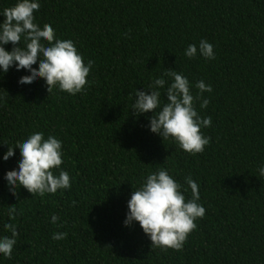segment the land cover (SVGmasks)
<instances>
[{
    "label": "trees",
    "instance_id": "1",
    "mask_svg": "<svg viewBox=\"0 0 264 264\" xmlns=\"http://www.w3.org/2000/svg\"><path fill=\"white\" fill-rule=\"evenodd\" d=\"M14 3L0 0V10ZM40 3L36 22L74 40L85 63H94L76 95L49 94L43 79L22 86L24 70L0 75V143L14 146L35 131L55 135L72 177L71 189L56 194L33 196L21 187L12 196L4 176L20 150L4 162L8 145H0V235H10L8 222L20 232L12 258L0 255V264H264V177L256 176L264 163V0ZM201 39L214 45V60L184 55ZM169 68L188 77L193 94L198 80L212 85L203 94L207 108L197 102L200 115L212 118L201 129L211 138L202 153L163 140L146 127L151 112L137 117L130 108L135 89ZM162 167L185 188L191 175L206 209L179 251L151 247L138 222L123 225L134 187ZM12 206L14 221L6 213ZM54 232L67 237L55 241Z\"/></svg>",
    "mask_w": 264,
    "mask_h": 264
},
{
    "label": "clouds",
    "instance_id": "2",
    "mask_svg": "<svg viewBox=\"0 0 264 264\" xmlns=\"http://www.w3.org/2000/svg\"><path fill=\"white\" fill-rule=\"evenodd\" d=\"M40 0H15V3L0 10V75L14 68L24 70L27 74L18 80L20 85H32L43 79L50 94L54 90L67 92L70 95L82 93L89 84L88 76L93 61L85 63L76 42L57 36L51 24L41 26L36 22L35 12L40 10ZM128 33L125 36L128 37ZM23 41V43H21ZM11 43V50L6 45ZM189 59L203 57L214 60V45L207 39L197 44H189L184 50ZM38 64V68L33 67ZM193 85L187 76L169 68L160 77L151 81L144 90L135 89L131 109L135 116L147 114L149 131L171 139L183 151L196 155L202 153L210 143V137L204 135L203 128L211 127V116L202 117L197 109L207 108L210 99L204 93L213 91L212 85L203 79L196 81L194 87L198 92L193 94ZM163 90V92H162ZM165 96L166 100L161 97ZM7 150L2 159L7 162L15 157V149L20 150L17 167L7 171L4 180L9 193L18 196L23 187L33 196L44 197L58 191L71 189L72 177L61 167L63 164V141L49 134L45 138L42 131L32 132L15 145L7 142ZM258 177H264V163L257 169ZM185 188L167 168H159L142 177L138 187H134L127 201V212L123 225L132 227L137 222L151 241V247L182 250L188 235L197 227L195 221L206 214L200 203L198 183L191 177H185ZM190 188L191 197L185 193ZM76 202L74 201L73 204ZM14 205V204H13ZM10 221L19 214L15 206L6 209ZM60 217L51 216V223L56 224ZM15 223H5L4 230L10 235H0V255L11 259L20 232ZM67 232H54L52 239L63 240Z\"/></svg>",
    "mask_w": 264,
    "mask_h": 264
}]
</instances>
